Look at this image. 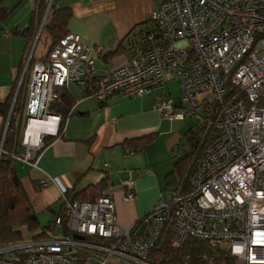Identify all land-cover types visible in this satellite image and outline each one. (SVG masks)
<instances>
[{"label": "built area", "instance_id": "obj_1", "mask_svg": "<svg viewBox=\"0 0 264 264\" xmlns=\"http://www.w3.org/2000/svg\"><path fill=\"white\" fill-rule=\"evenodd\" d=\"M149 20L152 28L108 78L96 76L92 55L104 46L67 32L48 48L31 65L21 109L15 92L4 123L0 115V153L12 117L20 147L13 159L37 167L46 139L61 131V115L50 106L70 81L101 104L115 93L134 98L160 87V116L193 117L203 133L210 124L204 108L219 103V137L202 150L189 186L160 192L130 227H120L104 191L95 201L61 193L47 236L0 246V264H151V250L169 229L179 242L196 237L227 248L241 264H264V0H161ZM174 81L177 97L166 88ZM134 196L128 183L124 199Z\"/></svg>", "mask_w": 264, "mask_h": 264}, {"label": "crops", "instance_id": "obj_2", "mask_svg": "<svg viewBox=\"0 0 264 264\" xmlns=\"http://www.w3.org/2000/svg\"><path fill=\"white\" fill-rule=\"evenodd\" d=\"M51 1L56 8L70 9L68 32L79 35L89 47H105L102 54L92 55L96 76L108 78L128 57L118 52L119 45L126 44L130 31L142 26L161 0ZM39 2L3 1L10 12L0 19V105L8 99L20 72L26 40L32 42L35 61L46 54L47 40L36 54L42 23L35 35L26 30ZM170 84L166 88L171 93ZM65 89L71 104L61 136L53 137L42 149L36 168L14 159L13 167L36 213L48 209L52 219L60 210L61 193L71 190L67 195L73 199L77 192L105 178L103 191L115 201L120 225L127 227L154 205L160 192L177 185L175 174L172 186L167 185L166 176L173 173L183 148L182 137L193 123L160 116L155 107L160 87L134 98L115 93L104 104L85 97L88 88L76 82L70 81ZM44 178L46 185L40 186ZM128 183L134 188L131 201L124 199Z\"/></svg>", "mask_w": 264, "mask_h": 264}, {"label": "trees", "instance_id": "obj_3", "mask_svg": "<svg viewBox=\"0 0 264 264\" xmlns=\"http://www.w3.org/2000/svg\"><path fill=\"white\" fill-rule=\"evenodd\" d=\"M3 1L0 0V19L3 17L6 18L10 12V10L3 6ZM48 3L49 0H40L35 13L32 14V23L26 29L32 31L35 35L45 15L40 37L43 35L46 36L48 42L47 49L68 32L67 23L71 16L68 7L56 8L52 4V1L49 6ZM151 28L152 24L149 19L142 26L134 27L130 31L126 44L119 45L118 52L123 51L129 55L134 43L143 40L145 33ZM25 44L26 49L24 50L25 53L20 72L16 77L8 99L0 105V115L2 116L3 123L7 119L9 107L15 92V108L21 109L26 97L31 65L35 60L33 51L30 62L19 84L25 59L32 47L30 39L26 40ZM58 92V99L51 104L50 112L61 115V131L58 135L61 136L63 125L69 116L68 111L71 98L65 88L58 89ZM229 93L231 94L232 91L230 90ZM219 107V103H213L204 108L203 118L206 123L210 122L204 132L205 134L201 132V129L205 127H200L197 124L198 121L195 120L183 135L182 142L180 143L183 148L180 150V155L177 156L174 162V171L166 176L168 186L175 184V181H173L174 174L179 179L175 187L181 186L182 188H186L189 186V180L196 168L197 160L202 150L219 137L215 128ZM18 132L19 127L15 125V121L10 117L0 153V246L24 240V231L34 232L35 230H39L32 235L29 233V235L32 236L31 239H43L47 236L48 229H50L49 224L51 221L46 225L40 226L38 214L34 210L22 182L13 167V155L20 148ZM201 134H203V137ZM52 138L46 139L44 147L48 145ZM201 138L203 139L201 140ZM106 184L104 178L96 184L88 185L73 195V200L95 201L105 189ZM70 191L67 190L66 195ZM149 262L151 264H241V262L230 254L227 248L211 246L205 240L196 237H187L179 242L175 239L171 229L161 236L155 247L151 250Z\"/></svg>", "mask_w": 264, "mask_h": 264}, {"label": "rangeland", "instance_id": "obj_4", "mask_svg": "<svg viewBox=\"0 0 264 264\" xmlns=\"http://www.w3.org/2000/svg\"><path fill=\"white\" fill-rule=\"evenodd\" d=\"M38 35H39L38 38H39V40L41 39V41L38 40L39 42H38L36 54L39 52L40 49H42L41 47H43V44H45L46 43L45 41L47 40V38H46L45 35H43L42 37H40V33ZM169 88L171 90V96L177 97L179 95L180 88H179L178 82L174 81L172 84L169 85ZM186 120H187V125L195 122V119L193 117H187ZM187 127H189V126H187ZM57 206L59 208V202L56 204V207ZM55 208L53 209V211L55 210ZM58 208H57V210H58ZM48 211L49 210L46 209V212H42V213L38 214V220H39L40 226L46 225L52 219V214L50 212H48ZM116 212H117V210H116ZM117 218H118V214H117ZM118 223H119V219H118ZM119 225H120V223H119ZM131 225H129L127 227H130ZM120 227L122 229L123 228H127V227H123L122 225H120ZM38 231L39 230H35L34 232H26V231H24V238H25L24 240H27V239H31L32 238V236H30L29 233L32 235V234H34V233H36Z\"/></svg>", "mask_w": 264, "mask_h": 264}, {"label": "water", "instance_id": "obj_5", "mask_svg": "<svg viewBox=\"0 0 264 264\" xmlns=\"http://www.w3.org/2000/svg\"><path fill=\"white\" fill-rule=\"evenodd\" d=\"M44 19H45V16H44ZM44 19H43V21H44ZM43 21H42V22H43Z\"/></svg>", "mask_w": 264, "mask_h": 264}]
</instances>
